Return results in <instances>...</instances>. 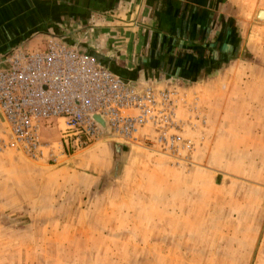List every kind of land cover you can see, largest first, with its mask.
<instances>
[{"label":"crops","instance_id":"0c3cea01","mask_svg":"<svg viewBox=\"0 0 264 264\" xmlns=\"http://www.w3.org/2000/svg\"><path fill=\"white\" fill-rule=\"evenodd\" d=\"M50 38L134 84L184 91L204 139L176 165L113 140L55 166L0 152V219L31 222L0 224V264H128L137 240L142 264L250 262L264 216V0H0V56Z\"/></svg>","mask_w":264,"mask_h":264},{"label":"built area","instance_id":"2783aa9c","mask_svg":"<svg viewBox=\"0 0 264 264\" xmlns=\"http://www.w3.org/2000/svg\"><path fill=\"white\" fill-rule=\"evenodd\" d=\"M184 96L134 84L96 55L50 38L46 49L0 58V148L57 161L113 140L189 161L194 144L183 135ZM46 126L56 127L59 139H45Z\"/></svg>","mask_w":264,"mask_h":264},{"label":"rangeland","instance_id":"374dc122","mask_svg":"<svg viewBox=\"0 0 264 264\" xmlns=\"http://www.w3.org/2000/svg\"><path fill=\"white\" fill-rule=\"evenodd\" d=\"M47 43H48V41H47ZM46 47H47V44L45 45L44 48H41L39 50L46 49ZM20 49L21 48H17L14 51L20 50ZM34 51H35V49H34ZM13 52H11V53H13ZM11 53H9V54H3V55L0 56V58L1 57H5L7 55H10ZM179 91L183 95L186 96L185 101L182 102V109L180 111L181 112L180 116L183 119V135H184V137L186 139L192 140V142L194 144V150L192 151V153L190 155L191 158L189 159V161H187V160H185V161H182V160L178 161V160H176V159H174V158H172L170 156H167V155H164V154H161V153H157V152H155L153 150H150V149H148L146 147L137 146L135 144H129V145L136 146L140 150H143V151H146V152L147 151H151V152H154L156 154H160L162 156H165V157L169 158L172 161V164H175V165L176 164H179L181 162H188V163L191 162L192 157H193V155H194V153L196 151V145L199 144L204 139V130H205L206 122H207L206 121V118H205V114H202V111H199L198 110V105H197L196 99H189V97L187 96V94H185L184 91H181V90H179ZM188 100H190L192 102L194 101L193 102L194 104L191 105L190 109H187L185 107V104L188 103ZM192 111L196 112L197 114H194V115L189 114ZM57 121L58 120H56V119L49 120V122L50 123H53V125H55L57 123ZM197 125H200V131L197 130L198 133L196 135H193L192 136L189 133L190 128L191 129H194V127L195 126L197 127ZM44 131H45V136H44L45 139H50V140H57V139H59V134H58V131H57L56 127H54V126L53 127L46 126ZM103 141L104 140L98 141L96 144H99V143H101ZM93 145H95V144H93ZM84 149L78 150V151H76V152H74L72 154L59 155V157H58L59 159L57 161H48L47 158H43V159H40V160H34V159H31L30 157L22 154L21 152L20 153L23 156H25L28 160H30L31 162H33V163H36V164H39V165H45V166H55V165H58V164H61V163H64V162L68 161L69 158H72L75 154L82 152ZM8 150H14V149H1L0 148V152H6ZM29 219L30 218L27 217L26 215H17V216L3 215V217L0 219V224H9L11 227H15L16 225H20V227L22 229H27V227H29V225H31V222H30ZM25 232H28V231H25ZM25 232H23L21 234V237H23V235H24ZM3 235H5V237L8 236L9 235L8 231L4 230L3 231ZM9 237H10V235H9ZM12 244H15V243L12 242ZM10 247L11 246L5 245V241H4L3 242V245L1 246V249L7 254L8 251H9V249H10ZM152 248H149L148 250H151ZM36 249H39V247H36ZM45 249L47 251L48 248L46 247ZM53 251H54V254H55L56 251L55 250H53ZM145 251H146V248L143 247L141 244H139V241L138 240L137 241H134V242L132 241V243H129L128 244V264H142V258L146 254ZM38 253L40 254L39 250H38ZM7 255H9V254H7ZM89 257H91V256H89ZM34 261H36V260H34ZM21 263L18 262V263H15V264H21ZM7 264H9V263H7ZM23 264H25V263H23ZM34 264H36V262ZM53 264H56V263L53 262ZM151 264H160V262L158 261V259H155L154 258V261L151 262ZM245 264H264V216H263L262 224H261V235H260V237L258 239L257 246L255 247V251H254L253 257H252V259H251L250 262L247 261Z\"/></svg>","mask_w":264,"mask_h":264},{"label":"water","instance_id":"95a60500","mask_svg":"<svg viewBox=\"0 0 264 264\" xmlns=\"http://www.w3.org/2000/svg\"><path fill=\"white\" fill-rule=\"evenodd\" d=\"M94 55H96L98 58H100V57L98 56V54H95V53H94Z\"/></svg>","mask_w":264,"mask_h":264},{"label":"bare ground","instance_id":"6f19581e","mask_svg":"<svg viewBox=\"0 0 264 264\" xmlns=\"http://www.w3.org/2000/svg\"><path fill=\"white\" fill-rule=\"evenodd\" d=\"M96 143H97V142H96ZM96 143H95V144H96ZM91 146H92V145H91Z\"/></svg>","mask_w":264,"mask_h":264}]
</instances>
